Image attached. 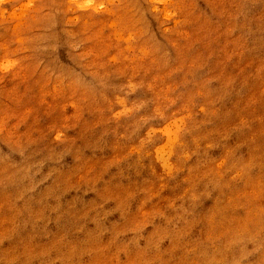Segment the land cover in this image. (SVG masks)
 Wrapping results in <instances>:
<instances>
[{"label":"rangeland","instance_id":"374dc122","mask_svg":"<svg viewBox=\"0 0 264 264\" xmlns=\"http://www.w3.org/2000/svg\"><path fill=\"white\" fill-rule=\"evenodd\" d=\"M0 264H264V0H0Z\"/></svg>","mask_w":264,"mask_h":264}]
</instances>
